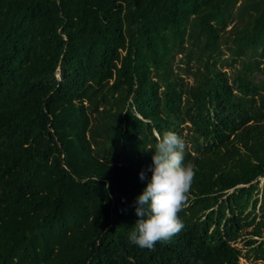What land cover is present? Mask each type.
<instances>
[{
    "label": "trees",
    "instance_id": "trees-1",
    "mask_svg": "<svg viewBox=\"0 0 264 264\" xmlns=\"http://www.w3.org/2000/svg\"><path fill=\"white\" fill-rule=\"evenodd\" d=\"M166 131L195 177L150 250L128 236ZM241 259L264 264V0H0V264Z\"/></svg>",
    "mask_w": 264,
    "mask_h": 264
},
{
    "label": "clouds",
    "instance_id": "clouds-1",
    "mask_svg": "<svg viewBox=\"0 0 264 264\" xmlns=\"http://www.w3.org/2000/svg\"><path fill=\"white\" fill-rule=\"evenodd\" d=\"M185 149L184 139L173 131L156 137L153 166L146 170L151 172V178L135 201L139 219L129 232L132 244L151 250L183 230L184 223L178 213L187 206L195 177L193 164L185 163ZM139 176L143 181L145 171Z\"/></svg>",
    "mask_w": 264,
    "mask_h": 264
},
{
    "label": "rangeland",
    "instance_id": "rangeland-1",
    "mask_svg": "<svg viewBox=\"0 0 264 264\" xmlns=\"http://www.w3.org/2000/svg\"><path fill=\"white\" fill-rule=\"evenodd\" d=\"M235 13H236V12H235ZM237 19H238V17L236 16V17L234 18V21L231 22V23H229L226 29H227V30L230 29V28L233 26L234 22L237 21ZM223 49L225 50V48H223ZM227 55H228V53H227V51H225V56H227ZM179 58H180V56H177V59H179ZM226 71L229 72V70H226ZM187 80H188L190 83L192 82V78H191V77H187ZM262 182H263V180L261 181V183H262ZM236 245H237V247L242 248V247L244 246V243H243V242H238ZM240 264H261V262H260V261H247V260H245V259H241V260H240Z\"/></svg>",
    "mask_w": 264,
    "mask_h": 264
}]
</instances>
